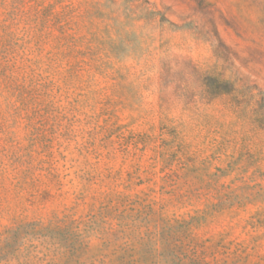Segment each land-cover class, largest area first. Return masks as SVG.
<instances>
[{
  "label": "rangeland",
  "instance_id": "1",
  "mask_svg": "<svg viewBox=\"0 0 264 264\" xmlns=\"http://www.w3.org/2000/svg\"><path fill=\"white\" fill-rule=\"evenodd\" d=\"M0 264H264V0H0Z\"/></svg>",
  "mask_w": 264,
  "mask_h": 264
}]
</instances>
